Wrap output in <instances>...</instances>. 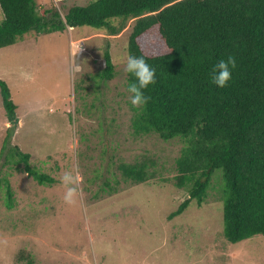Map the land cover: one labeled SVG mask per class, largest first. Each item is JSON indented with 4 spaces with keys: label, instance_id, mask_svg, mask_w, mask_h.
Returning a JSON list of instances; mask_svg holds the SVG:
<instances>
[{
    "label": "rangeland",
    "instance_id": "374dc122",
    "mask_svg": "<svg viewBox=\"0 0 264 264\" xmlns=\"http://www.w3.org/2000/svg\"><path fill=\"white\" fill-rule=\"evenodd\" d=\"M91 1L38 4L64 16ZM3 19L0 6V23ZM131 27L119 35L91 26L29 32L0 49V79L20 119L10 132L0 87V264H26L27 255L34 264H264V234L238 242L225 234L222 169L202 204L194 199L170 218L190 197L188 188L176 185L185 141L164 140L134 126L142 106L131 105L124 70ZM107 52L115 65L110 80L100 78ZM14 145L54 181L40 184L6 163ZM143 159L151 163L153 179H126L121 165ZM66 171L81 176L73 205L63 200L60 177ZM6 182L14 194L11 207Z\"/></svg>",
    "mask_w": 264,
    "mask_h": 264
},
{
    "label": "trees",
    "instance_id": "16d2710c",
    "mask_svg": "<svg viewBox=\"0 0 264 264\" xmlns=\"http://www.w3.org/2000/svg\"><path fill=\"white\" fill-rule=\"evenodd\" d=\"M0 6V49L29 32L39 36L91 26L119 35L131 24L129 55L143 56L156 69V83L144 90L151 99L135 115L134 126L164 140L185 141L176 185L188 188L190 197L170 218L194 199L202 204L216 170L222 169L226 236L238 242L264 234V0H93L70 7L64 16L58 8L40 7L38 0H0ZM229 56L235 57L236 68L228 85L219 88L210 74ZM114 76L107 52L100 78ZM133 80L128 73V82ZM0 87L13 132L20 122L18 107L5 80L0 79ZM5 162L40 184L54 181L18 145L10 147ZM121 168L137 183L154 177L147 159ZM6 183L11 207L14 194ZM26 257V264L35 263Z\"/></svg>",
    "mask_w": 264,
    "mask_h": 264
},
{
    "label": "clouds",
    "instance_id": "9594fccd",
    "mask_svg": "<svg viewBox=\"0 0 264 264\" xmlns=\"http://www.w3.org/2000/svg\"><path fill=\"white\" fill-rule=\"evenodd\" d=\"M235 68V57L229 56L226 60L221 59L210 74L211 82L219 88L226 87L232 79V71ZM124 70L134 77V80L127 85V91L130 94L131 105L139 109L151 99L145 95L144 90L156 83V69L143 56L128 55ZM60 182L65 187L64 202L68 205L75 204L80 195L81 176L73 171H66L60 177Z\"/></svg>",
    "mask_w": 264,
    "mask_h": 264
}]
</instances>
